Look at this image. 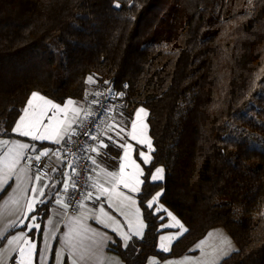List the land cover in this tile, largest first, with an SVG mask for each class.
Wrapping results in <instances>:
<instances>
[{"label": "trees", "instance_id": "1", "mask_svg": "<svg viewBox=\"0 0 264 264\" xmlns=\"http://www.w3.org/2000/svg\"><path fill=\"white\" fill-rule=\"evenodd\" d=\"M89 76L125 93L127 119L148 110L145 171L165 168L148 191L188 229L164 253L167 214L142 208L144 238L112 246L123 264L181 254L215 225L239 250L221 264H264V0H0V129L33 91L83 99Z\"/></svg>", "mask_w": 264, "mask_h": 264}, {"label": "snow or ice", "instance_id": "2", "mask_svg": "<svg viewBox=\"0 0 264 264\" xmlns=\"http://www.w3.org/2000/svg\"><path fill=\"white\" fill-rule=\"evenodd\" d=\"M251 3V0H249ZM119 8V3L114 5ZM133 5H129V8ZM89 83H95L92 76L87 78ZM108 84V81H104ZM128 85L125 84L124 88ZM119 97L125 95L124 92L116 94ZM88 93H85L87 99ZM101 93H96V98L90 103L97 105L94 113H89L90 119L88 123L92 128H98L99 123L114 111V106L110 107L106 101L99 99ZM113 96L111 89L108 90L107 98ZM76 102L69 98L61 105L51 99L46 98L38 92H32L26 101V106L21 110L18 120L11 129L12 133L21 137H29L32 141H39L38 146L35 143L23 142L19 139L11 138V134L5 129H0V137H8L0 139V220L5 221L4 228L0 230V264H67L65 261V253L67 254L70 264H110V259L105 254V249L109 244L116 243L111 237L98 228L92 227L88 223L89 220L95 221L96 224L102 225L104 228H111L123 240V247L128 248V241L133 236L140 239L144 238V228L146 227L144 219H142V208L149 211V214H158L163 211L167 217L171 218L175 224H161L160 229L174 227L179 225L180 231L176 236L182 235L188 229L173 215L171 211L160 205L158 202L163 194V190L156 192L154 195L148 191L150 186H159L155 182L165 179V168L160 166L149 167L147 172L145 167L138 163L142 161L144 166L152 165L153 156L151 153L155 151L152 140L146 134L137 135V122L133 120L131 123V131H127L126 127L116 125L119 131L115 135L119 137L114 140L111 135H107V139L123 149V154L118 157V169L113 168L107 171L101 168L103 174L102 180H92L91 185H79L78 181L73 179L77 174V163L68 162V169L54 167L49 171L47 163H42L43 157H49L50 154L57 158L63 153L65 146L72 145V136H78L81 139L87 137L84 143L73 146V150L63 153L65 156L73 155L79 152L92 151L97 155L107 156V153H101L100 148H108L103 139L91 130L77 131L73 125L80 127L77 117L80 115L81 109L74 107L71 109L72 115H69V107L75 105ZM143 114L146 119L149 115L148 110L143 106L138 108L135 116L139 118ZM123 116V113H120ZM111 127V126H110ZM146 122L143 123V129H147ZM264 127V124H261ZM115 131V128H112ZM135 140L137 144L147 147V152L137 149V159H133L131 152L133 145L130 143H121L124 135ZM67 138V139H66ZM97 142V147H90L87 140ZM234 139V138H233ZM50 141L60 147L52 149L45 147L42 142ZM256 144L257 141H252ZM259 146L264 147V140L258 142ZM91 165L99 167L97 160L91 156L88 157ZM117 159V157H112ZM87 172L88 169H85ZM95 171V168L92 169ZM59 175L62 179H57L50 183L53 176ZM69 180H71V191L69 192ZM43 181V183H41ZM59 183L62 187L57 188ZM95 189V192L89 190ZM127 190V193L124 191ZM46 190L47 193H46ZM79 191L80 199L75 197ZM128 193H135L139 196V200ZM150 197V198H148ZM86 201L92 203V207L86 204ZM105 204L108 211L105 208ZM40 205L42 207H37ZM60 206L61 212L55 213V219L52 214L48 215L45 228L42 230L41 223H37V219L43 211V207ZM98 205V210L97 206ZM71 209V211H69ZM51 212V209L49 210ZM112 212L123 216L128 225V232L124 231V226L120 223ZM30 213H33L29 216ZM134 217L139 226L133 231ZM158 219L164 220L165 217L158 216ZM30 222L25 224V221ZM66 231H60V224ZM19 229V230H17ZM11 230V231H10ZM35 230V231H34ZM219 232V230H216ZM14 232V234H12ZM32 233V235H29ZM36 233L43 238L42 247L38 250V242ZM59 234V235H58ZM208 237L213 236L209 232ZM58 238L59 247L53 255L50 240ZM173 236H160V249L164 253L171 251V241ZM6 241V244H5ZM165 241H169L168 244ZM207 237L199 241L194 248H190L189 252L200 251L199 256L185 254L178 261L164 259V264H221V262L231 254L238 252L229 237L220 233L218 243L212 245L206 244ZM206 247H211L212 251H206ZM109 250H111L109 248ZM15 254V255H13ZM147 264H157L155 258L149 257Z\"/></svg>", "mask_w": 264, "mask_h": 264}, {"label": "crops", "instance_id": "3", "mask_svg": "<svg viewBox=\"0 0 264 264\" xmlns=\"http://www.w3.org/2000/svg\"><path fill=\"white\" fill-rule=\"evenodd\" d=\"M93 80H94V78H93ZM87 82H88V80H87ZM89 83V82H88ZM91 87V83H89V85H88V87H87V90L89 89ZM33 92H36V91H33ZM32 93V92H31ZM30 93V94H31ZM39 93V92H38ZM40 94V93H39ZM42 95V94H41ZM29 97H30V95H29ZM28 97V98H29ZM46 97V96H45ZM46 98H48V97H46ZM48 99H50V98H48ZM67 99H69V98H67ZM67 99H65L64 101H62V102H57V101H54V102H56V103H59V104H61V105H63L65 102H66V100ZM28 100V99H27ZM52 100V99H51ZM75 102H76V104L75 105H73V106H70L69 107V115L71 116L72 115V111H71V109L72 108H74V107H79L80 109H81V112H80V115L77 117V120L79 121L84 115H85V113L88 111V107H89V105H88V103H87V101H86V99H85V96H84V98L83 99H80V100H75V99H73ZM26 106V103H25V105L23 106V108ZM22 108V109H23ZM120 113H121V111H120V108L117 106V107H115L114 108V111L109 115V117H108V122L103 126V128H102V130H101V132H100V137H101V139H103L104 140V142L106 143V144H109V147L108 148H100L99 150H100V152L101 153H107L108 155L107 156H104V155H97V153L96 152H92V151H90V153H91V157H93V158H95L96 160H97V164L99 165V167H97V166H94V165H92V169L93 168H95V171H92V169H91V172H90V174L89 175H91V177H92V180H102V173H101V171H100V169L101 168H105L107 171H112L113 170V168H116V169H118V165H119V159H118V157L119 156H121V148H119L116 144H113L112 143V141H109L108 139H107V135H111L112 137H113V139L114 140H118L119 141V138L115 135V132H118L119 131V127H116V125L118 124V125H120V126H124V127H126L125 126V120L123 119V117L124 116H121L120 115ZM22 114V111H21V113H20V115ZM18 118H19V116H18ZM18 118H17V120H18ZM16 120V121H17ZM15 121V122H16ZM15 124V123H14ZM14 126V125H13ZM74 126H75V124L73 125V128H74ZM111 126V127H110ZM112 128H115V131H112ZM127 129V128H126ZM127 131H128V129H127ZM105 133H107V135H105ZM11 134V138H13V139H19V140H21V141H23V142H27V143H35V144H37L38 146L41 144V142H39V141H32L29 137H21V136H18L17 134H15V133H10ZM123 135H125V134H123ZM8 137H0V139H7ZM121 142V141H120ZM43 143V145L45 146V147H49L50 148V146L51 145H54L52 142H50V141H44V142H42ZM93 147H97V144L96 145H94ZM111 147L112 148H114V149H116L117 150V154H115V152L114 151H112L111 150ZM112 157H117V159H112ZM52 162H53V168L54 167H60V168H62L63 170H66V171H69V173H70V169H68V167H67V165L68 164H66L65 165V167L63 168V160H62V158L61 157H59V158H57V157H55V156H52ZM57 179H62V177H60L59 175H57V176H53L52 177V180L50 181V183H52V182H55ZM92 180H90L89 178H88V185H91V183H92ZM41 183H43V181H41ZM69 185H70V180H69ZM56 187L57 188H60V187H62V185L61 184H59V183H57L56 184ZM89 190H91V191H93V192H95V189H92V188H89ZM47 191L48 190H46V193H47ZM124 191L127 193V190L126 189H124ZM129 195H133L134 197H136V194L135 193H128ZM137 198V197H136ZM0 204H2V201H0ZM86 204L89 206V207H92V203L90 202V201H86ZM97 207V210H98V205L96 206ZM105 208H106V210H108V211H112L111 209H108L107 208V205L105 204ZM51 209V212L49 211ZM62 208L60 207V206H52V205H49L48 206V211H47V213H46V216L44 217V219H43V221H42V230L45 228V226H46V222H47V219H48V215L49 214H52L53 215V218L55 219L56 217H55V213L56 212H61L62 213ZM33 213H30L29 214V216H31ZM112 215H114V216H116V219H118L119 221H120V223L124 226V231L125 232H128V225H127V223L125 222V219H124V217L123 216H120L119 214H117V213H115V212H112ZM168 218V217H167ZM131 219H132V222H133V231L139 226V222L134 218V217H131ZM143 219V218H142ZM30 221L29 220H26L25 221V224H27V223H29ZM6 222L5 221H3V220H0V230H2L3 228H4V224H5ZM37 223H39V221L37 220ZM88 223L90 224V225H92V227H94V228H98V229H100L101 231H103V232H106L110 237H111V239L112 240H114V241H116V242H120L121 244H123V240L121 239V237L119 236V235H117L116 233H114V232H112V230H111V228H104L102 225H99V224H96L95 223V221H93V220H89L88 221ZM17 230H19V229H17ZM216 230H219V232H217ZM11 231V230H10ZM35 231V230H34ZM60 231L61 232H63V231H66V229L64 228V226H63V222H61V224H60ZM209 232H212L213 233V236H211V237H208V233ZM162 233V232H161ZM161 233L159 234V236H158V241H159V237H160V235H161ZM220 233H222L223 235H225V236H227V237H229L230 239H231V241H232V244H233V246L236 248V249H238V246H237V244L235 243V241L232 239V237L229 235V233L226 231V229L222 226V225H215V226H212V227H210V228H208L207 229V231L205 232V234L201 237V238H199L198 240H196L193 244H191L184 252H182L181 254H178V255H172V256H168V257H165V258H167L168 260H172V261H178L180 258H182L185 254H188V255H192V256H199L200 255V251H199V249H197L195 252H192V253H190L189 252V249L190 248H194L195 247V245L199 242V241H201V240H203V239H205L206 237H207V241H206V244L207 245H212L213 243H218V241H219V236H220ZM12 234H14V232L12 233ZM29 235H32V233H29ZM59 235V234H58ZM135 236H133L132 238H134ZM36 240H37V242H38V250H39V248L40 247H42V244H43V238L41 237V235L39 234V233H37L36 234ZM130 241V240H129ZM128 241V242H129ZM172 243V242H171ZM5 244H6V241H5ZM50 244L52 245V249H53V255H54V253H55V250L59 247V241H58V238L56 239V240H50ZM115 244V243H114ZM114 244H112V243H110L109 244V246H108V248H106L105 249V254H106V256L110 259V264H123V262H122V260H121V258L119 257V255L112 249V246L114 245ZM109 248L111 249V250H109ZM206 251H208V252H211L212 251V249H211V247H206V249H205ZM13 255H15V254H13ZM149 257H152V258H155L156 259V261H157V264H164V259L165 258H162V259H160V258H158L157 256H149ZM148 257V258H149ZM148 258H147V261H148ZM64 259H65V261L67 262V264H70V261L68 260V257H67V254L65 253V257H64ZM6 264H11V261L9 260V261H7L6 262Z\"/></svg>", "mask_w": 264, "mask_h": 264}, {"label": "built area", "instance_id": "4", "mask_svg": "<svg viewBox=\"0 0 264 264\" xmlns=\"http://www.w3.org/2000/svg\"><path fill=\"white\" fill-rule=\"evenodd\" d=\"M94 81H95V83H91V87L87 90L88 96H87L86 101L89 105L88 111L78 121L80 124V127L77 128V125H75L74 129H76L77 131L91 130V131L95 132L98 135V137L101 139L100 132H101L103 126L108 122L109 115L106 116L105 119L99 123L98 128H95V129L92 128V126L88 123V120L90 119L88 114L94 113L97 105H93L90 102L96 98V93L99 92V93H101V96L99 97V99L102 101H106L110 107L114 106V108H115L117 106L119 107V96L116 95L118 93V91L114 90L110 86L109 83L108 84L104 83V81H107L106 79H94ZM109 89H111L113 92V96L110 99L107 98V93H108ZM85 139H87V137H85L84 139H81L78 136H72V145L65 146L63 149V153H67V152L72 151L73 146L84 143ZM87 143L90 147H93L94 145L97 144L96 141H93L90 139L87 140ZM58 147H60V146L54 144V145H52L51 148L56 149ZM63 153H61L60 157L65 159L67 164L70 161L77 163V174L73 177V179L77 180L79 185L88 184L89 174H90L91 169H92L91 161L88 159V157L91 156L90 150L87 152L76 153L75 156H73V155L65 156ZM42 163H47L48 169H49V171H51V169L53 168L52 155L50 154L49 157H43ZM85 169H88V171L86 172ZM70 175H71V171H70ZM70 191H71V180H70V185H69V192ZM75 199L76 200L80 199L79 191L77 192ZM69 211H71V209H69Z\"/></svg>", "mask_w": 264, "mask_h": 264}, {"label": "rangeland", "instance_id": "5", "mask_svg": "<svg viewBox=\"0 0 264 264\" xmlns=\"http://www.w3.org/2000/svg\"><path fill=\"white\" fill-rule=\"evenodd\" d=\"M142 105H140V106H138L135 110H134V112L131 114V116L127 119L124 115V117H123V119L125 120V126H126V128L128 129V131L130 132L131 131V123H132V121L133 120H136V122H137V128H136V133H137V135L139 136V135H141L142 133L143 134H146L148 137H150V135H149V132H148V127H147V129H143V123L144 122H146L147 123V121H146V119L144 118V116H143V114H141V116L139 117V118H137L134 114H135V112H136V110L138 109V108H140ZM144 107V106H143ZM145 108V107H144ZM146 109V108H145ZM121 135H123V134H121ZM119 138V137H118ZM151 138V137H150ZM130 143V144H132L133 145V150H132V152H131V156H132V158L133 159H137V156H138V152H137V149H139V150H143V151H145V152H147V147L146 146H141V145H139V144H137V142L135 141V140H132L129 136H127V135H124V140L123 141H121V143ZM121 155L123 154V149L121 148ZM138 163H141V165L144 167V165L142 164V161L141 160H138L137 161ZM161 165H158V166H156V167H160ZM173 215L181 222V220L173 213ZM163 224H175V222L174 221H172L171 220V218H167L164 222H162ZM161 223V224H162ZM182 223V222H181ZM160 224V225H161ZM180 231V229H179V225H176V226H174V227H169V228H167V229H165V230H163L162 231V233H161V235L160 236H173L174 238H173V240L177 237L176 236V234L178 233ZM172 240V241H173ZM171 241V242H172ZM165 243L166 244H168L169 243V241H165ZM159 245H160V237H159V241H158V247H159ZM160 248V247H159Z\"/></svg>", "mask_w": 264, "mask_h": 264}]
</instances>
